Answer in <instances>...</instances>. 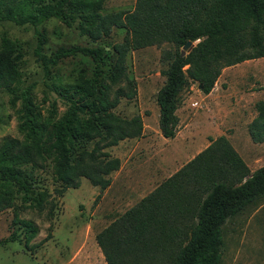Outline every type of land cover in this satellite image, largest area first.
<instances>
[{"label": "trees", "instance_id": "obj_1", "mask_svg": "<svg viewBox=\"0 0 264 264\" xmlns=\"http://www.w3.org/2000/svg\"><path fill=\"white\" fill-rule=\"evenodd\" d=\"M101 6L102 0H0V21L35 26L55 18L69 26L75 15L78 31L91 41L108 36L112 28L124 31L121 41L111 46L114 54L108 73L95 64L92 77L54 87L65 109L47 124L37 117L30 87L16 92L19 49L13 40L1 37L0 91L9 94L11 104L19 101L18 127L23 135L0 144V210L20 206L40 212L48 203L47 213L52 214L53 200L37 188L33 175L46 163L53 180L60 183L54 189L57 195L77 187L81 177L99 193L109 186L120 161L103 149L139 138L143 128L139 114L120 118L112 113L120 98L130 100L136 93L135 81L126 72L128 51L161 44L171 47L161 51L164 81L154 95L163 138L175 136V111L183 87L193 83L206 94L224 67L264 57V0H135L131 9L108 12H101ZM34 32L33 53L44 75L66 57L102 59L100 48L78 45L61 46L46 55L41 52L43 35ZM186 41L192 46L180 56ZM254 109L246 129L253 142H263L264 100L256 101ZM262 198L264 164L249 171L221 135L209 139L207 146L94 239L105 264H219L226 220ZM14 223L21 232H13L10 241L23 239L26 244L37 232L15 210Z\"/></svg>", "mask_w": 264, "mask_h": 264}, {"label": "rangeland", "instance_id": "obj_2", "mask_svg": "<svg viewBox=\"0 0 264 264\" xmlns=\"http://www.w3.org/2000/svg\"><path fill=\"white\" fill-rule=\"evenodd\" d=\"M134 1L102 0L100 11L131 9ZM32 9L31 12L36 14L35 8ZM77 23L78 19L75 15L69 26L55 18L39 21L35 26L0 21V39L7 37L13 40L20 53L16 92L30 87L32 104L42 123L47 124L54 120L65 109V105L56 97L54 87L59 84L74 83L78 77H92L95 64L103 73H108L114 54L111 46L120 42L124 35L122 29L112 28L108 36L91 41L78 31ZM34 30L43 35L41 52L46 55L61 46L78 45L100 48L103 53L102 59L94 61L80 54L66 57L49 67L48 76L44 75L42 66L33 53L37 36ZM168 48H171L168 44L148 46L130 50L125 56L127 76L134 79L136 93L130 100L120 98L112 113L120 118H130L139 114L144 127L139 138L124 139L114 146L103 149L120 161L119 168L111 174L105 199L100 206L106 205L105 210L109 212V209H113L112 206H108L109 201H115L116 210L110 218H115L119 213L133 206L146 194L145 187L149 190L166 178L172 171L166 168L183 163L178 157L182 151L176 148L174 152L168 150L177 142L162 138L157 124L158 107L154 95L164 81V77L160 74V70L164 68L160 54ZM244 62L243 66L234 65L232 66L234 68L225 72L231 83L230 92L235 93L236 84L243 80L256 82L261 85L259 89H264V57ZM190 87L191 83H188L179 93L180 103L177 112L179 117L183 119L188 117L190 122L193 117L199 115V118L193 120L191 128L195 131L213 132L204 122L207 107L194 95L197 93L195 85L192 89ZM238 104L246 103L245 100H241ZM18 108V100L13 105L9 100V94L0 91V144L9 137L22 138V131L18 127ZM243 119L244 115L240 113L228 115L227 131L233 134L235 130L231 141L237 148L245 149L244 157L261 155L262 158L259 156L256 161L259 167L264 164V147L250 148L245 143L242 134ZM163 151L171 154V158L166 161L161 160L160 153ZM33 175L37 181V188L47 191L53 200L52 214L49 216L47 213L48 203L40 212L20 206L0 210V264H65L69 252H65L64 246L76 245V240L83 234L82 231L88 232L89 241L94 238L93 233L100 228L91 221L95 207L100 202L105 189L99 193L97 187L81 177L77 187L66 188L61 195H57L54 189H59L60 183L53 180L49 163L41 169L34 170ZM98 193V200L93 202ZM14 203L19 205L20 202L15 200ZM14 210L18 218L30 221L37 228L35 235L26 244L23 239L20 241L8 239L13 232H21L17 224H13ZM221 238L223 246L219 264H264V198L227 219L223 225ZM54 247L60 252L57 253Z\"/></svg>", "mask_w": 264, "mask_h": 264}, {"label": "crops", "instance_id": "obj_3", "mask_svg": "<svg viewBox=\"0 0 264 264\" xmlns=\"http://www.w3.org/2000/svg\"><path fill=\"white\" fill-rule=\"evenodd\" d=\"M244 63L245 62L243 61L235 65L243 66ZM232 66L224 67L221 70L223 73L219 74V76L214 82L212 89L206 94L199 91V88L196 86V84L191 83L190 89H192V86L195 85L197 93H195L194 95L197 96L198 99H200L199 100L200 102L202 103L204 102L205 107H207L208 111H207V116L204 119V122L206 125L210 127V129L213 132L195 131L191 127L193 124V120H195L197 116L193 117L192 120L189 122L188 117H185L184 119L179 117L177 113L178 112V108H177L175 113L178 117V123H177V129H176L175 136L173 138H164V139H169V141L175 140L177 142L172 147H170L168 150H171L172 152H174L176 148V149H179V151H182L181 155L178 157H179V161L183 160V163L177 166L175 164V165H172L171 167L169 166L168 168H166V170H169V169L172 170L171 173H169L167 177L173 174L184 163H186L195 154H197L205 146H207L209 144V139H215L216 137L221 136V135L227 139L229 144L242 158L243 162L245 163L249 171H252L256 169V167H258L257 166L258 163H256V161L259 156L261 157V155H251V156L244 157L246 155V154L243 155V153H245L244 151L245 149L241 150L237 148L234 142L232 143L231 141V138L235 134V130L233 134L228 133L227 127H226L227 125L226 119L228 115H231L233 113H240L244 115L242 134L244 136L245 143L249 145L250 148L264 147V141L263 142H253L250 139L247 129H246L247 124L251 121V119L255 116V113H256L254 109V103L258 100H264V95H263L264 89H259L261 85H258L256 82L250 83L247 80H243L242 82L236 84L235 93L230 92L231 83L228 80L229 76L225 72L227 70H230L231 68H234ZM241 77L243 78V76ZM241 100H245L246 104L239 105L238 101H241ZM197 118H199V115ZM197 138H199V140H197ZM160 157H161V160L163 159L166 161L171 158V154H168L167 152L163 151L160 153ZM163 180H161L160 182H162ZM159 183L151 187V189L149 190L145 187L144 190L146 194L151 192ZM105 194H106V189L105 191H103V194L100 197V202L95 207V214L94 213L92 214L93 220L91 222L96 223L97 226L100 227L94 232L95 234L99 232L103 227H105L110 221L114 219V218H110L114 214V211L116 210L114 209L116 206L114 205L115 203L114 200L109 201L108 206L113 207V209L112 208L109 209L110 207L108 208L110 210L109 212L105 210L107 209L106 205L104 207H100L102 206L101 203H103V200L105 199ZM82 232L83 234L80 236L79 239L76 240L77 241L76 245H70V247L64 246L65 252H69V258L68 260H66L65 264H68V263L70 264H104L101 251L99 247L97 246L95 239L93 238L88 241L87 240L88 232H84V231ZM94 233H93V236L95 235ZM54 248L57 249L56 250L57 253L60 252V250H58L57 247H54Z\"/></svg>", "mask_w": 264, "mask_h": 264}, {"label": "water", "instance_id": "obj_4", "mask_svg": "<svg viewBox=\"0 0 264 264\" xmlns=\"http://www.w3.org/2000/svg\"><path fill=\"white\" fill-rule=\"evenodd\" d=\"M191 46H192V43L190 41H186L180 48V56H183L185 51L188 50Z\"/></svg>", "mask_w": 264, "mask_h": 264}]
</instances>
